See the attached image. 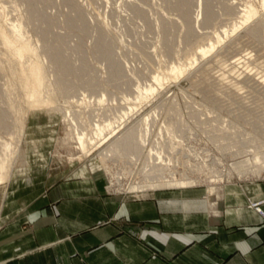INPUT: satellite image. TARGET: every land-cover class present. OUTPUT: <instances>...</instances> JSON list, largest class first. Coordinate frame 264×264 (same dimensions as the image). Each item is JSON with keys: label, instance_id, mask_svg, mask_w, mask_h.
Returning <instances> with one entry per match:
<instances>
[{"label": "rangeland", "instance_id": "374dc122", "mask_svg": "<svg viewBox=\"0 0 264 264\" xmlns=\"http://www.w3.org/2000/svg\"><path fill=\"white\" fill-rule=\"evenodd\" d=\"M247 5L256 9L251 19L224 37ZM0 10V31L11 28L13 38L11 25L20 24L22 39L37 48L48 81L43 95L54 100L50 106L27 107L19 66L0 39V154L4 141L14 152L9 177L0 184V222L8 201L17 196L25 200L53 183H86L95 176L103 179L107 193L137 198L264 181V172L252 171L264 166L261 0H0ZM217 33L219 43L196 58ZM193 57L197 62L180 76L164 78ZM157 76L163 77L161 85ZM141 91L149 97L136 99ZM122 112L129 115L124 122L117 118ZM143 118H148L147 132ZM107 123L114 130L108 128L106 138L96 141L94 126ZM81 135L87 154L79 146ZM101 157H108L110 169ZM242 166L249 170L240 175L236 170ZM173 173L201 182L131 189L146 176L155 182ZM214 197L208 201L216 202Z\"/></svg>", "mask_w": 264, "mask_h": 264}, {"label": "crops", "instance_id": "0c3cea01", "mask_svg": "<svg viewBox=\"0 0 264 264\" xmlns=\"http://www.w3.org/2000/svg\"><path fill=\"white\" fill-rule=\"evenodd\" d=\"M213 186L137 198L95 176L17 196L0 222V264H264V218L249 206L264 181Z\"/></svg>", "mask_w": 264, "mask_h": 264}, {"label": "bare ground", "instance_id": "6f19581e", "mask_svg": "<svg viewBox=\"0 0 264 264\" xmlns=\"http://www.w3.org/2000/svg\"><path fill=\"white\" fill-rule=\"evenodd\" d=\"M261 4L264 5V0H261ZM254 10H256V9H253L250 5L245 6L244 9L241 12L242 15L241 16L239 15L240 16V22L238 24H233V28H231L232 30L231 29L230 30H227L226 29L222 33V35L224 37H227L229 35V33L231 34V32H234L235 30H237V28H240L242 25H244L245 23H247L251 19L253 13L255 12ZM19 25L20 24H17V23L16 24L14 23V24L11 25L12 30H13V32L15 34V36H14L15 38L14 37L13 38L10 37V36H13V35H10V31H11L10 29L11 28H7V29H9V31H7V30L0 31V39H1L2 43L6 46L7 51L11 54V56L15 59L16 63L19 66V69L17 70L18 71L17 72L18 73V81L20 83V86H21L22 90L25 93V103H26L27 107L29 109H36V108H42V107H45V106H50V105H52L54 103V100H53V97L50 96V95L49 96H44L43 95V91H45L44 88L46 89V86L48 84V83L46 84V82H48V81L46 80V77H45L46 75L44 73V69H43V66H42V62L38 59L37 48L34 47V46H32L30 43H28L27 42V41H29L28 39H22L21 34L19 32V30H20L19 29L20 28ZM20 31H22V30H20ZM11 34H12V32H11ZM219 35H221V34H219ZM219 35L217 33V36H216L215 40L212 43H210L207 47H203L202 49H200L199 52H198V55H197L198 57H196V58H200L201 59L202 57H204L207 54H209L212 51V49L219 43V40L221 38ZM23 36H24V33H23ZM25 38H26V36H25ZM27 57L29 58L28 61H26V58ZM196 60H195V57H193V58L189 59L188 61H186L187 65L186 64L177 65L175 68L171 69L169 73H166V75H164L165 76L164 78H169V79H175V78H177L178 76H180L183 73V71H184V69H185L186 66L187 67H190L193 63L195 64L197 62ZM162 78L163 77L157 76V82H158L159 85H161V83H162V80H163ZM154 79H156V78H154ZM169 79H165V80H169ZM163 82H164V80H163ZM142 91L137 96H135L136 99H143V98L147 97L148 95H150L149 93H145V92L142 93ZM47 93H49V92H47ZM103 101H104V97L102 96L101 98H99L98 103L100 104ZM127 113L124 112L120 117L118 116L117 118H120V121L122 120V122H124L125 121L124 118H126V117L129 116V115L127 116ZM143 119L145 120L143 126L147 127L146 128V132H147V130H148L147 119L148 118L147 119L143 118ZM120 121H119V124H120ZM117 122H118V119H117ZM117 124H115V125H117ZM105 125L107 127H104V125L102 127H100V125H98V124L94 126V128L96 127L95 129L93 128L94 130H96V132H94L95 134L92 133V135H90V133H89V135L91 137L93 136V141H94V137L95 136H97L95 138V139H97L96 141H99L100 140L99 137H101V136H102L101 138L105 139L106 137L104 135L105 134L104 132L108 128H111L110 133H112V131L114 130V126L112 127V123L111 124L110 123L109 124L107 123ZM120 125H117V126L119 127ZM118 127H116V128H118ZM93 129H92V131H94ZM81 134H83V133H81ZM144 135H145V133H144ZM144 135L143 136H140V139H139L140 142H138L137 143V146H136L137 149L139 150V152H141L142 146L145 144L144 142H146ZM77 139H78L79 146L81 147L83 153L85 152L87 154V151L89 150V148H87L88 144L85 142L84 137L81 135V136H78ZM89 139L91 140L92 138H89ZM90 142H92V141H90ZM14 151H15V149H14ZM1 152L2 153L0 154V184L3 183L5 180H7L8 177H9V173H10L9 171L11 169L10 162L12 160L11 159V156L14 153V152H12V143L10 141H4L3 144H2V150H1ZM151 153H152V150L149 149V153L148 154H151ZM157 154L159 155V152H157ZM109 157L112 158L111 155ZM252 158H253V162L254 163H256V162L258 163V160H259V155L258 154H254V156ZM107 159H108V157H107ZM107 159L105 157H103V158L101 157L100 158V162L102 163V166L105 169H108V168L110 169L111 168L110 167L111 164H109L110 163V160H109V163H108L107 162L108 161ZM157 159L158 160H162L160 156H157ZM249 161H250V159H249ZM160 162L162 163V161H160ZM155 165H157V164H155ZM163 166L165 167V165H163ZM127 167L128 166H126V168ZM149 167H150V165H149ZM263 167H262V165H260V166H255L254 167L255 169H253L251 167V169H253L252 171H254V173L256 175H258V173L260 171L264 172ZM166 168L168 170H170V168H169L168 165L166 166ZM246 169L249 170V168H246ZM246 169H245V166H242V167L237 168L236 171L239 172L240 175H241L242 174L241 172L244 171V170H246ZM145 172H147V171H145ZM153 173H155V171ZM143 175H144V173H143ZM169 175H172V174L169 173ZM228 176L230 177V175H228ZM177 177H178V175H176L175 173H173V176L172 177L170 176L168 179L165 176H160L159 178L164 179V180H161L159 178H156V181L155 182H148L147 180H145L146 178H148V176H146L145 179H142L144 182H140L139 184L137 183L136 185H134V187L129 186V185L128 186L129 187H132L131 189H133L134 191H135V189L138 191L137 188H141L142 189L141 192H143V189H144L143 187H145L146 189L148 187H149L148 189H152V188L155 189V188H160V187H167V188L168 187H186V186L193 185V184H200V182H201V180L198 181V180H196L194 178H191L192 180L191 179L189 180L187 178H179V179H177ZM152 180L154 181V179H152ZM210 181L212 182L213 180H209V182ZM208 185H210V184H208ZM137 191H135V192H137Z\"/></svg>", "mask_w": 264, "mask_h": 264}, {"label": "built area", "instance_id": "2783aa9c", "mask_svg": "<svg viewBox=\"0 0 264 264\" xmlns=\"http://www.w3.org/2000/svg\"><path fill=\"white\" fill-rule=\"evenodd\" d=\"M263 205H264V198L251 202L249 206L252 207L259 215H261L264 218Z\"/></svg>", "mask_w": 264, "mask_h": 264}]
</instances>
